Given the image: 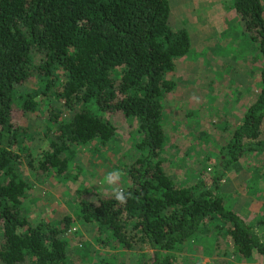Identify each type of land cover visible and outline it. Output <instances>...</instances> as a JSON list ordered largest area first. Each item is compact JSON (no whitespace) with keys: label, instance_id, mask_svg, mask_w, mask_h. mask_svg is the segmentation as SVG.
<instances>
[{"label":"trees","instance_id":"16d2710c","mask_svg":"<svg viewBox=\"0 0 264 264\" xmlns=\"http://www.w3.org/2000/svg\"><path fill=\"white\" fill-rule=\"evenodd\" d=\"M229 3L252 43L246 42L255 45L258 89L219 147L209 180L198 174L178 184L160 158L162 99L175 85L165 74L187 53L190 39L184 27L170 26L168 0H0V264H72L69 243L60 237L71 216L31 223L21 211L28 185L20 155L38 171L76 181L74 145L108 140L115 131L108 115L115 113L133 119L138 132L141 153L126 167L122 186L132 197L124 205L110 195L93 202L75 187L80 223L115 247L138 243L142 264H173L175 251L208 230L225 233L236 258L264 254L256 231L264 213L247 222L224 206L228 195L220 191L232 163L264 153L263 7L260 0ZM33 78L34 86L17 94ZM43 97L63 103L69 115L49 111L53 130L32 163L14 114L33 112Z\"/></svg>","mask_w":264,"mask_h":264},{"label":"rangeland","instance_id":"374dc122","mask_svg":"<svg viewBox=\"0 0 264 264\" xmlns=\"http://www.w3.org/2000/svg\"><path fill=\"white\" fill-rule=\"evenodd\" d=\"M260 1L264 15V0ZM168 2L170 26L184 27L190 41L187 53L177 58L174 69L165 74L175 85L162 99L165 143L160 158L169 177L178 184H186L198 174L204 180L212 175L219 147L256 94L259 59L255 45L253 48L248 44L252 42L243 36L241 21L230 6V0ZM34 84L33 78L20 87L17 94ZM51 109L57 110L64 119L69 115L68 108L51 97H43L33 112L14 114L15 122L27 134L24 152L31 156L32 163L51 136L53 129L48 120ZM108 117L115 127L108 140L74 145L72 163L79 168L76 181L52 169L38 171L33 164L27 165L24 155H20L21 177L28 185L21 211L31 223L57 224L64 215L71 216V231L63 232L60 237L69 243L72 264H142L144 261L138 243H132L128 249L115 247L104 240L105 235L96 233L93 226L75 218L74 212L79 208L75 187L85 200L93 202L101 195H109L110 189L104 183L106 173L121 171V186L126 185V167L141 153L136 147L135 121L120 113ZM259 138L264 139V120ZM220 191L228 195L224 206L231 209L236 205L239 210H248L247 222L263 214L264 153H248L232 163L221 181ZM240 199L259 205L247 206L248 203ZM256 231L260 238L264 237V224L257 226ZM173 264H264V254L253 252L249 258H236L230 238L225 233L208 230L175 251Z\"/></svg>","mask_w":264,"mask_h":264},{"label":"clouds","instance_id":"9594fccd","mask_svg":"<svg viewBox=\"0 0 264 264\" xmlns=\"http://www.w3.org/2000/svg\"><path fill=\"white\" fill-rule=\"evenodd\" d=\"M122 172L119 170H112L106 173L104 177V183L108 185L110 191L109 195L115 199L120 205H124L132 197L130 191H126L124 187L121 186Z\"/></svg>","mask_w":264,"mask_h":264},{"label":"crops","instance_id":"0c3cea01","mask_svg":"<svg viewBox=\"0 0 264 264\" xmlns=\"http://www.w3.org/2000/svg\"><path fill=\"white\" fill-rule=\"evenodd\" d=\"M262 129V128H261ZM243 195V194H242ZM244 196V195H243ZM239 200V199H238ZM246 201L245 202H243L244 201V199H242V201H241V199H240V201L241 202H243V203H248L247 204V206H253L254 204H257L255 201H254V203L253 202H248V201H250V200H248V199H245ZM257 205H259V204H257ZM231 210H233L236 214H238L240 217H242L245 221L247 220V219H245V217H246V215H245V213H247V209H245V211H243V210H239L238 209V207L236 208V205H233L232 206V208H231ZM254 210V209H253Z\"/></svg>","mask_w":264,"mask_h":264},{"label":"built area","instance_id":"2783aa9c","mask_svg":"<svg viewBox=\"0 0 264 264\" xmlns=\"http://www.w3.org/2000/svg\"><path fill=\"white\" fill-rule=\"evenodd\" d=\"M70 231H71V229H68L66 232H68V233H69Z\"/></svg>","mask_w":264,"mask_h":264}]
</instances>
